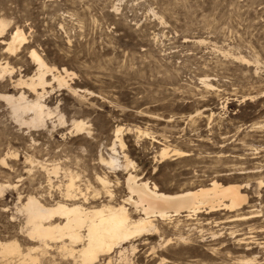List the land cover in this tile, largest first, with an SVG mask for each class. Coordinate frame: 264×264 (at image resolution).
<instances>
[{"label": "rangeland", "instance_id": "1", "mask_svg": "<svg viewBox=\"0 0 264 264\" xmlns=\"http://www.w3.org/2000/svg\"><path fill=\"white\" fill-rule=\"evenodd\" d=\"M0 17L22 27L48 64L73 72L68 84L78 91L46 88L42 101L52 114L37 128L15 120L0 97V183L11 185L0 193L1 241L17 240L24 253L39 245L19 211L28 195L48 205L64 201L71 174L88 205L102 204L109 199L97 176L105 175L119 202L128 195L129 171L168 193L213 179L242 184L248 200L217 215V225L201 220L206 215L200 225L189 219L198 228L188 244L175 239L177 218L164 222L162 238L172 243L153 255L160 236L143 237L124 264H160L163 257L171 261L165 264H240L258 251L264 264V249H235L237 238L264 241V0H0ZM13 65L17 78L35 69L27 50ZM5 86L14 96L23 89L9 80ZM164 146L190 155L160 162ZM123 153L133 167L101 163L111 155L123 161ZM53 164L59 174L41 167ZM236 214L254 217L229 221ZM47 250L33 253L37 264H79L54 245ZM0 264H7L1 253Z\"/></svg>", "mask_w": 264, "mask_h": 264}, {"label": "bare ground", "instance_id": "2", "mask_svg": "<svg viewBox=\"0 0 264 264\" xmlns=\"http://www.w3.org/2000/svg\"><path fill=\"white\" fill-rule=\"evenodd\" d=\"M25 50L28 51L30 65L35 69L32 74L17 78L15 76L16 67L13 63ZM243 58L240 59L244 60ZM72 75L74 73L65 67L59 69L48 64L46 59L30 45L27 33L22 27L13 28L10 21L0 17V97L11 105L15 120L20 124L30 126L29 128L45 126L46 119L52 114L42 101L45 94L49 92L46 88L56 84L59 88L67 87L73 93H77L78 91L68 84ZM7 80L16 88L27 89L32 98H30L31 96L27 97L23 89L18 96L3 93L7 90L5 86ZM203 82L206 83L205 80ZM206 86L209 88L212 85L206 83ZM26 116L29 117L26 118ZM74 125L77 130H84L82 121H75ZM116 128V141L124 150L126 144L120 134L122 127ZM111 150L118 153L115 143ZM159 154L160 162L172 156L190 155L188 152L173 150L168 146H164ZM123 157V161L114 155H111L109 159L102 157L101 163L112 168L119 167V170H127L134 166L135 163L126 153H123ZM28 161L33 164L32 158L28 157ZM1 162L6 164L5 158L1 159ZM41 167L53 174H57L60 169L58 165L54 164L50 169L44 165ZM124 174H127V177L124 178V186L128 195L119 202H114V194L109 189L110 181L105 175L104 177L97 176L98 183L104 188L109 199L102 204L88 205L86 194L77 188L74 176L71 174L69 182L65 186L64 201L60 200L48 205L37 196L28 195L25 202L21 203L19 211L25 216L26 232L30 241L36 242L37 240L39 245L29 248L28 252L24 253L17 240H0V253L6 263L10 264L13 259L17 258L18 264H37L40 258L33 253L53 249L54 245L58 252L67 255L79 264H97L105 257L107 264H111L114 260L118 264H124L129 262L130 255L138 251L136 242L143 237L160 236L159 244L150 248V254L153 255L156 254V249L163 250L172 243L174 238L165 240L162 238L164 222L177 218L173 225L175 239L188 244L192 242L193 232L198 228L195 224L189 223L190 220L197 221L196 224H199L201 220H211L217 225L219 224V221L216 220L217 215L227 211L237 212L248 200V196L242 193V189L245 187L242 184H223L218 179H213L208 185H199L196 188L168 193L161 190L156 183L142 180V177L132 172L128 171ZM9 186L11 187L9 184L0 183V193H3ZM94 192L93 197L100 194L98 190H94ZM79 193L83 199L81 202L77 198ZM251 214L241 216L236 214L231 216L229 221L254 217ZM200 215H206V217H201L200 220ZM178 217H184L185 220ZM236 245L235 249L243 250L244 253L253 254V249H264V241H259L256 237L237 238ZM211 251L215 252L216 249L212 248L210 253H212ZM258 254L259 251L252 257L244 256L245 258L240 260V264H261ZM160 261V264L171 262L164 257Z\"/></svg>", "mask_w": 264, "mask_h": 264}]
</instances>
